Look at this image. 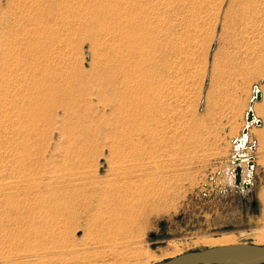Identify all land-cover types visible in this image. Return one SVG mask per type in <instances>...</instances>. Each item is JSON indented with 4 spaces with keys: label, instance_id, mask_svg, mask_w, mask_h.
Masks as SVG:
<instances>
[{
    "label": "rangeland",
    "instance_id": "374dc122",
    "mask_svg": "<svg viewBox=\"0 0 264 264\" xmlns=\"http://www.w3.org/2000/svg\"><path fill=\"white\" fill-rule=\"evenodd\" d=\"M45 1L0 0V264H136L148 253L161 262L205 248L264 246V0ZM38 2L47 7L42 15L49 25L36 45L45 41L18 52L21 16ZM130 6L142 7L148 29L135 30L138 16H129ZM133 30L142 42L137 49L125 37ZM144 38L154 49L147 58L157 61L163 90L141 122L137 116L146 106L130 102L149 104L143 90L128 100L104 83L108 71L121 68L116 62L133 60L147 47ZM43 60L71 83L77 115L68 120L60 113L52 125L34 130L27 92L16 79L40 75L31 73L32 61ZM254 87L260 100L252 109L260 123L247 129L243 153L252 169L246 193L232 185L233 142L246 124ZM130 123L138 130L144 125L145 133L129 134L124 125ZM134 157L144 161L153 197L133 225L116 233L91 215L90 195V217L79 208V176L88 186H106L112 169L129 167ZM247 174L244 162L242 178Z\"/></svg>",
    "mask_w": 264,
    "mask_h": 264
},
{
    "label": "bare ground",
    "instance_id": "6f19581e",
    "mask_svg": "<svg viewBox=\"0 0 264 264\" xmlns=\"http://www.w3.org/2000/svg\"><path fill=\"white\" fill-rule=\"evenodd\" d=\"M39 1V0H38ZM44 1V0H43ZM47 1V0H46ZM45 1V3H46ZM113 1V0H112ZM37 2V1H35ZM50 2V0H49ZM40 2H38L39 4ZM42 3V1H41ZM40 3V4H41ZM35 4V3H33ZM39 4V6L37 4H35L34 6L32 5V8H31V5L30 7L26 8V10L24 11V13L22 14L21 18H22V21H23V25L27 28H29L28 30L24 28H22L23 30V34H22V37L18 40V42L15 43V49L18 51V52H22L24 50H29V46H32V45H35L38 47V45H36V43L38 44L39 41L36 42L37 39L39 38H36L38 34H40L41 32L43 33V31H46V30H43L47 27V25H49V19H47V17L43 16L42 15V10L46 7L44 6V8L41 10V5ZM44 4V3H43ZM48 5L50 3H47ZM119 5H121L119 3ZM118 5V6H119ZM42 6V7H43ZM102 6V7H101ZM101 9L103 8V5H101ZM115 6H117L115 4ZM51 7V6H49ZM99 7V6H98ZM99 7V8H100ZM131 8L129 9L130 11L128 12L129 13V16H135L137 18H135L134 20H137V24L138 25H135V27L137 26V29L135 28L136 31H139V27H145V23L142 21L144 18L143 17H139V16H143V10H142V7H140L141 9H134L133 10V7L130 6ZM47 8V7H46ZM120 8V7H118ZM99 10V11H102V10ZM123 9V8H122ZM98 10V9H97ZM44 11H46L47 13V9H45ZM49 11V10H48ZM105 11H106V8H105ZM104 11V12H105ZM116 11V10H115ZM118 11H122L121 9ZM117 11V12H118ZM125 10L122 11V15L123 12ZM95 15V11H93ZM103 12V13H104ZM107 12V11H106ZM115 12V14L117 13ZM98 13V11H97ZM100 13V12H99ZM102 13V12H101ZM100 13V14H101ZM101 14L99 16H101L102 19H104L105 14ZM108 13V12H107ZM106 13V15H107ZM44 14V13H43ZM143 14V15H142ZM46 15V14H45ZM97 15V14H96ZM95 15V17H96ZM52 16V15H50ZM98 16V15H97ZM117 16V15H116ZM119 16V15H118ZM44 17L46 19H44ZM94 17V16H93ZM110 18L109 15H107V18ZM112 17V16H111ZM114 17V16H113ZM127 17V15L125 16V18ZM97 18V17H96ZM132 18V17H131ZM143 18V19H142ZM100 19V18H98ZM101 19V20H102ZM54 20V19H53ZM97 20V19H96ZM109 20V19H108ZM119 22L116 24L117 26L121 25L120 23L122 21H120V19L118 18ZM122 20H125V19H122ZM133 20V19H132ZM133 20V22H134ZM51 21V20H50ZM98 21V20H97ZM100 21V20H99ZM127 21V18L126 20ZM131 21V19H130ZM94 22V21H93ZM103 22H106V21H103ZM110 22V21H109ZM52 23V22H50ZM112 23V22H111ZM115 23V22H114ZM125 23H128L129 22H124V27H128L127 24ZM105 24V23H104ZM110 24V23H109ZM123 24V23H122ZM133 24V23H132ZM131 24V25H132ZM95 25V24H94ZM98 25V24H97ZM102 25V24H101ZM106 25V24H105ZM130 26V24H129ZM123 27V28H124ZM131 27V26H130ZM129 27V28H130ZM147 27V26H146ZM145 27V28H146ZM125 29V28H124ZM128 29V28H127ZM126 29V30H127ZM141 29V28H140ZM144 29V28H143ZM148 29V27L146 28ZM145 29V30H146ZM132 30V28H131ZM135 30L134 33L132 34H129L130 32H128V34L126 33V36L129 43H130V46H135L136 44L138 45L139 42H141V38L140 41L138 42V37H136L137 35H135ZM125 31V30H124ZM128 31V30H127ZM126 31V32H127ZM143 31V30H142ZM140 30V32H142ZM132 32V31H131ZM144 32V31H143ZM145 32H148V31H145ZM41 33V34H42ZM139 33V32H138ZM137 33V34H138ZM142 34V33H141ZM140 34V35H141ZM144 34V33H143ZM149 34V33H147ZM43 35V34H42ZM41 35V36H42ZM139 36V35H138ZM143 36V35H141ZM139 36V37H141ZM146 36V35H144ZM143 36V37H144ZM39 37V35H38ZM142 37V38H143ZM43 38V36L41 37ZM120 38V37H119ZM45 39V38H44ZM126 39V38H125ZM124 40V39H123ZM42 41V39H41ZM45 40H43L44 42ZM126 41V40H125ZM143 41V39H142ZM146 43L148 44L149 41L146 40L144 38V41L143 43ZM148 41V42H147ZM42 42V43H43ZM138 42V43H137ZM41 42L39 43V47L41 46L42 44ZM151 43V42H150ZM128 42H127V46H128ZM143 45V44H142ZM146 45V44H145ZM152 45V44H150ZM149 44L147 45V47L143 46L141 51L138 52V51H135L134 53L132 52L131 54H134L136 55L137 54V57L135 56H132L131 58H134L133 60H128L127 62H116L117 64L114 65V67L117 69L119 67L118 70H114L113 72L111 71H108V75H107V79H108V82L106 80V82L104 83L105 85V88L106 89H111L113 92L112 94L115 95V97H121V96H124L123 94L127 95L128 96V100L129 99H132L131 96L133 98H137V97H141L139 96L140 94V90H143L144 92V95L145 97L148 99V102L149 104L146 103V100L144 98H140L135 100V101H132V103L130 102V104H133L134 106H136V108H139L142 107L141 105L139 104H143L145 105V109H146V112H144L143 114V111L141 112L140 111V114H138L140 119H138L137 121H141L142 120H146L150 117V115L152 113H150V111L154 110L155 108V100L158 99L160 97V94H162V90H161V80L159 78V74L157 75V69H158V64H157V61L154 59V58H147V57H150V52L148 51V49H152L151 46ZM34 46V47H35ZM130 46H128L130 48ZM141 46V44H140ZM38 47V48H39ZM137 46L135 47H132L134 49H137L136 48ZM139 48V46H138ZM141 48V47H140ZM139 48V49H140ZM33 49V48H32ZM36 49V48H35ZM20 50V51H19ZM30 51V50H29ZM34 51V50H32ZM154 51V49H152V52ZM17 52V53H18ZM25 52V51H24ZM23 52V53H24ZM39 52V51H38ZM37 53V52H36ZM25 54V53H24ZM27 54V53H26ZM31 54V53H30ZM21 56V53L19 54ZM152 55V54H151ZM25 57H27V55H24ZM32 56V55H31ZM30 56V57H31ZM23 57V56H22ZM146 57V58H145ZM152 57V56H151ZM19 58V57H18ZM21 58V57H20ZM36 58V57H35ZM130 58V59H131ZM136 58H141L139 59V61H137ZM17 59V58H16ZM39 59V57H38ZM14 60V59H13ZM21 60V59H20ZM28 60V59H27ZM31 60V59H30ZM35 60V59H34ZM23 61L22 60V64H23ZM46 61V59H45ZM17 62V61H16ZM20 62V61H19ZM29 62V61H28ZM33 63H31V66H32V69H31V73L34 72V70H37L39 73H41L40 75H35L33 73V75H30V77H26L28 79H25L24 78H20V79H16V84L17 86L19 87V89H21V91H24L26 90V103L29 104V114H28V118L30 121L28 122H31V125L32 127H34V130L36 128L39 129L38 126H46L49 124L52 125V122L53 121H56L57 118L59 117V114L61 113V119H72L73 117H75V115L77 114H73L74 111V108H73V105H75V101L74 99L72 98L73 97V89L70 88V85L67 86L66 85V81H65V78L63 79V75L62 74H58L56 73V71L51 67L53 66L50 62H43L44 63H39V62L36 64L35 62L37 61H32ZM25 64V63H24ZM54 64V63H53ZM56 64V63H55ZM19 65V64H17ZM16 65V66H17ZM58 65V64H57ZM25 66V65H24ZM26 66H29V65H26ZM59 66V65H58ZM30 67V66H29ZM44 67L47 68L48 72H46L44 70ZM55 67V66H54ZM56 68V67H55ZM63 68V67H62ZM61 68V69H62ZM155 68L156 71H155ZM22 69V68H21ZM52 69L55 71V73L52 72ZM24 70V68L22 69ZM26 70H29V69H26ZM33 70V71H32ZM105 71V70H104ZM156 73H155V72ZM19 73V72H18ZM37 73V74H39ZM66 74V73H65ZM68 75V74H67ZM67 77V76H66ZM102 79V78H101ZM69 80V79H68ZM67 80V81H68ZM26 81V83H25ZM104 81V80H102ZM101 81V82H102ZM68 83V82H67ZM103 83L102 85L100 86L101 89L103 88ZM108 83V84H106ZM27 84V85H24ZM60 84H65V85H60ZM22 85V86H20ZM158 87L160 88V91H157ZM256 90H258L256 87H254ZM100 89V88H99ZM18 90V89H17ZM103 90V89H102ZM159 90V89H158ZM105 91V90H104ZM18 92V91H17ZM25 92V91H24ZM104 93V92H103ZM122 98V97H121ZM127 98V97H126ZM125 99V97H124ZM124 99H123V105L125 106V102H124ZM126 100V101H128ZM134 100V99H133ZM153 101V102H151ZM253 103V102H252ZM129 104V103H128ZM121 105V104H120ZM127 105V103H126ZM23 106V105H22ZM131 106V105H129ZM148 106H151V107H148ZM122 106H120L121 108ZM119 108V107H118ZM125 108V107H124ZM253 105L251 106V111L253 112ZM27 109H28V105H27ZM144 109V111H145ZM133 110V109H131ZM142 110V108H141ZM23 112V111H22ZM136 112V111H135ZM150 113V114H148ZM134 115V114H133ZM117 116V115H116ZM253 116L255 118V120H257V118L255 117L254 113H253ZM127 118V117H126ZM76 119V118H75ZM79 119V118H78ZM77 121V120H76ZM123 121V120H122ZM134 122L136 120H133ZM129 122V121H128ZM131 122V121H130ZM62 123V122H61ZM84 123V122H83ZM117 123V122H116ZM135 123H139V122H135ZM135 123H132V124H135ZM246 123V122H245ZM77 125V124H76ZM80 125V124H79ZM119 125V124H118ZM120 125L122 126V123H120ZM119 125V126H120ZM143 124L141 123V126ZM252 124H248L246 123L244 128L245 127H249L251 126ZM42 126V128L44 129V127ZM29 127H30V124H29ZM64 127H67V126H64ZM77 127V126H76ZM80 127V126H79ZM118 127V126H117ZM123 127V126H122ZM42 128H40V130H42ZM73 128V126H72ZM124 128L125 130L128 131L129 134H135V133H131V132H136L138 129H139V126L136 127L135 125H130L125 127L124 125ZM33 129V128H32ZM65 129V128H64ZM119 130V127L117 128ZM116 129V130H117ZM142 129V130H141ZM138 131H141L143 134L145 133V130H146V127L143 125L142 128ZM87 130V129H86ZM117 130V132H118ZM71 131V130H70ZM120 131H122L120 129ZM119 131V132H120ZM127 131H125L127 133ZM39 132V131H38ZM69 133V130L67 131ZM75 132V131H74ZM82 132V131H81ZM124 132V131H123ZM76 133V132H75ZM139 133V136L140 134L143 135L142 133L138 132ZM69 134H74V133H69ZM68 134V135H69ZM87 134V133H86ZM120 134V133H119ZM76 135V134H75ZM79 135V134H78ZM91 135V134H90ZM128 135V134H127ZM137 135V134H136ZM87 136V135H86ZM129 136V135H128ZM135 136V135H134ZM75 137V136H74ZM131 137V135H130ZM137 137V136H136ZM141 137V136H140ZM73 138V137H72ZM242 138V134L241 136L236 139L235 141L237 140H240ZM138 139V138H137ZM76 140V139H75ZM246 142H247V134L245 135V139H244ZM84 142V141H83ZM86 143V142H85ZM132 143V142H131ZM133 144V143H132ZM243 146L241 145L242 149L243 147L245 146V142L242 143ZM137 145V143H136ZM134 146V145H133ZM234 147H236L234 145ZM141 150V149H140ZM233 151L234 153L236 152V149L233 148ZM140 152V151H139ZM241 150H239V152L237 153H240ZM119 154V153H118ZM245 154V153H244ZM246 155V154H245ZM136 156V155H135ZM138 156V155H137ZM135 159H131L129 162H130V165L128 167V165L124 166V165H116V170L112 169V172L110 174V177L111 179H109V182L106 186H102L100 185V183H94L92 184L90 187L83 181L84 176H79V180L81 181V184H80V187L78 188V192H76L78 194V198H79V208H81L83 214L85 216H87V214L90 212L91 215L92 213H95L96 215L93 214V216H95L96 218H94L95 220L98 219V221L101 222L100 225H103V226H106L107 229H111V231H116V233L119 231H122L121 229L124 230V227H128L129 225H133V220L135 217H137L139 214L140 215H143L144 212L146 211L147 207H148V204L151 202L152 200V197H153V192L152 193H149L148 191H150L148 189V186L149 187H152L150 186L152 184V181H148L147 179L149 178V175L147 176L146 174V170L143 168V160H140L139 158L137 159L136 157H134ZM143 158V157H142ZM246 159H243L242 161H240V167H241V180H247V179H243L242 178V163L246 162ZM82 165V164H81ZM84 165V164H83ZM74 167H80L79 165L77 166H74ZM82 168V167H81ZM148 168V167H147ZM80 169V168H79ZM83 169V168H82ZM77 170V169H75ZM81 171V170H80ZM83 171V170H82ZM77 173V172H76ZM81 175V172L79 173ZM148 174H150L148 172ZM249 174V172H248ZM247 174V175H248ZM76 175V174H75ZM78 177V176H77ZM83 177V178H82ZM148 177V178H147ZM151 177V175H150ZM75 180V179H74ZM77 180V181H79ZM80 183V182H79ZM89 184V183H88ZM91 184V183H90ZM230 184V183H229ZM154 186V185H153ZM152 190V189H151ZM52 195V194H51ZM88 195H90L89 198H91V201L93 203V206H91L92 209V212L89 211L88 213H86V208H87V200H88ZM71 196V195H70ZM59 198V197H58ZM71 198V197H70ZM77 198V199H78ZM68 199V198H67ZM87 199V200H86ZM89 201V200H88ZM90 201V202H91ZM68 204V203H67ZM77 204V205H78ZM90 205H92L90 203ZM66 206V205H65ZM69 206V204H68ZM89 206V205H88ZM67 207V206H66ZM78 207V206H77ZM57 208V207H56ZM63 208V206H62ZM90 208V207H88ZM58 209V208H57ZM67 208H65L66 210ZM69 209V208H68ZM56 210V209H55ZM62 212V210H61ZM57 213V212H56ZM55 213V214H56ZM60 213V212H59ZM67 213V212H66ZM69 215V214H68ZM67 216V214H66ZM88 216L90 217V214H88ZM58 217V216H57ZM63 218V217H62ZM70 218V217H69ZM142 218H144L142 216ZM99 223V222H98ZM128 230V228H127ZM126 231V230H125ZM102 233V232H101ZM123 233V232H121ZM125 233V232H124ZM123 233V234H124ZM127 233V232H126ZM125 233V234H126ZM125 236V235H124ZM238 245V244H237ZM227 246H233V245H225V246H218V247H212V248H222V247H227ZM212 248H205V249H212ZM144 255V254H143ZM142 257V255L140 256ZM141 262L139 263H136V264H154V263H157L159 261L158 260V257H156L153 253L150 254L148 253V255H144V257L141 258Z\"/></svg>",
    "mask_w": 264,
    "mask_h": 264
},
{
    "label": "water",
    "instance_id": "95a60500",
    "mask_svg": "<svg viewBox=\"0 0 264 264\" xmlns=\"http://www.w3.org/2000/svg\"><path fill=\"white\" fill-rule=\"evenodd\" d=\"M253 100L258 102L260 100V93L253 88L252 100L248 103V110L244 114V120L248 124H254L259 126V120H255L251 106ZM247 127L241 130L242 138L234 141L233 145L236 152L233 154V171H232V185L237 188L239 192L249 193L250 187V174L246 176L247 180H241V167L240 161L246 159V171L250 172L252 169V162L249 156L243 153L242 143L246 141L245 135L247 134ZM250 151H253V145L248 147ZM239 150H241L240 153ZM253 206V204H252ZM153 237V234L149 235ZM154 264H264V246H252V245H233L222 248L202 249L199 251L188 252L176 256L171 259H166Z\"/></svg>",
    "mask_w": 264,
    "mask_h": 264
}]
</instances>
